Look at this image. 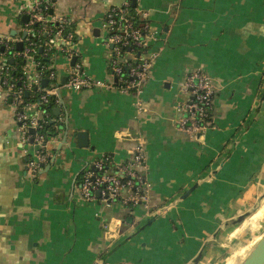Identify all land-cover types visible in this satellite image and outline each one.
I'll return each instance as SVG.
<instances>
[{
  "label": "crops",
  "instance_id": "obj_1",
  "mask_svg": "<svg viewBox=\"0 0 264 264\" xmlns=\"http://www.w3.org/2000/svg\"><path fill=\"white\" fill-rule=\"evenodd\" d=\"M125 1L148 10L155 31L143 92L63 86L52 156L35 179L0 84V264H238L248 247L253 230L241 224L264 206V0H50L52 14L71 20L77 61L95 78L113 81L102 19ZM34 3L0 0V37L22 39ZM54 58L64 82L69 62ZM197 70L212 78L215 100L195 138L178 128L177 106ZM140 141L150 206L84 201V166L103 153L123 163Z\"/></svg>",
  "mask_w": 264,
  "mask_h": 264
},
{
  "label": "built area",
  "instance_id": "obj_2",
  "mask_svg": "<svg viewBox=\"0 0 264 264\" xmlns=\"http://www.w3.org/2000/svg\"><path fill=\"white\" fill-rule=\"evenodd\" d=\"M47 10L51 12L50 0H35L33 8L28 11L31 18L28 26L35 21H41L45 25L44 30L54 34L51 39L41 41L40 44L45 50V55L53 51L54 56L62 54L69 62L65 82L60 81L54 62L44 66L35 60L34 55L39 44L25 38L23 42L27 43L24 50L20 51L16 50L18 40L9 35L0 37V84L5 88L15 111L22 142L26 146L24 151L27 157V174L31 179L37 178L51 159V136L46 135L43 129L50 121L58 128L61 118L52 116L44 106L51 102L61 104L60 90L63 86L75 90L117 87L122 91L141 94L155 57L149 55L150 39L155 34L150 12L125 1L110 7L102 19L103 43L109 51V70L113 81L95 78L87 74L77 60L72 63L77 52L73 47L75 33L72 28L69 30L71 20L65 15L47 14ZM49 23L56 25L53 27ZM29 28L30 33L32 27ZM11 51L13 57L23 56L27 62L32 60L35 67V74L30 78L26 63L20 77L23 80L20 86L11 76L15 67L7 61ZM47 69V78H43L44 70ZM45 79L48 80L47 85L43 84ZM34 87L38 91V98L27 100L25 93L32 91ZM181 90L188 99L177 106L180 112L177 126L196 138L211 125L215 85L208 74L197 70L186 76ZM31 128L35 129V132H31ZM145 160L141 141L136 144L133 156L123 163H116L110 153L99 155L82 170L79 183L82 199L86 202L99 201L106 205L118 202L128 208L139 205L148 208L151 201V183L141 173Z\"/></svg>",
  "mask_w": 264,
  "mask_h": 264
},
{
  "label": "trees",
  "instance_id": "obj_3",
  "mask_svg": "<svg viewBox=\"0 0 264 264\" xmlns=\"http://www.w3.org/2000/svg\"><path fill=\"white\" fill-rule=\"evenodd\" d=\"M47 14L51 13L50 10L46 11ZM30 16H29V21L27 23L30 22ZM49 25L55 27V23H49ZM44 23L41 21H35L31 26L34 30H32L29 34H27L26 39L28 38L29 40H33L34 42H36L37 44H39L37 46V52L34 55V58L36 61H40L41 64H43L44 66H48L50 65L52 62H54L55 60V56H54V52L51 51L49 53V55H45V50L41 48V41H45V40H49L52 38V36L54 34H49L46 30H44ZM73 29L72 25L69 26V30ZM27 42H24L23 44V48L20 49V51H23L25 48ZM16 50H19L17 48L16 45ZM7 61L9 62V64H11L12 66H14L15 68L11 71V76L12 78L15 80L17 85H22L23 80L20 79V77L23 75V69L24 66L27 63V59L23 56H15L13 57V52L11 51L8 54L7 57ZM41 69V68H39ZM49 70H44V74L45 76H43V78H47V74H48ZM264 94V92H263ZM39 94L38 91L36 90V88L34 87L32 91H28L25 93V98L27 100H36L38 98ZM56 107V104L54 102H51L48 105L44 106V109H46L52 116L55 115L54 113V108ZM212 120V118H211ZM59 131V125L58 128L55 126L54 122H48L44 129L43 132H45L46 135L48 136H53L55 135L57 132ZM81 180V179H80Z\"/></svg>",
  "mask_w": 264,
  "mask_h": 264
},
{
  "label": "rangeland",
  "instance_id": "obj_4",
  "mask_svg": "<svg viewBox=\"0 0 264 264\" xmlns=\"http://www.w3.org/2000/svg\"><path fill=\"white\" fill-rule=\"evenodd\" d=\"M257 202L261 203V205H264V196L260 198ZM257 206H254V208H256ZM261 210H264V206L263 209ZM258 214L254 218H252V216L250 215V216H246V219L244 218L245 220L243 219L244 221L241 224L242 230L245 231L253 230V231L249 232L248 234V238H250V241L248 247H246L241 253V259L237 262L238 264H242V262L247 258V256L253 250V248L264 236V217H263L264 215L263 216L261 215L257 218Z\"/></svg>",
  "mask_w": 264,
  "mask_h": 264
},
{
  "label": "water",
  "instance_id": "obj_5",
  "mask_svg": "<svg viewBox=\"0 0 264 264\" xmlns=\"http://www.w3.org/2000/svg\"><path fill=\"white\" fill-rule=\"evenodd\" d=\"M53 10H51V13ZM23 22L27 23L29 21V15H23ZM28 32L27 30L24 31L22 39L17 41V48L20 50L23 48V40L26 38ZM77 60V57H74L72 60V63H74ZM66 79L63 81L65 82ZM44 85L48 84V80L45 79L43 81ZM55 115H60L61 112V107H57L54 109ZM31 132H35V129L31 128ZM83 136H86L85 134H79V143L83 145H87V137L86 140L84 141ZM83 139V141H82ZM99 195V192H97ZM242 264H264V236L262 239L257 243V245L253 248V250L250 252V254L247 256V258L242 262Z\"/></svg>",
  "mask_w": 264,
  "mask_h": 264
},
{
  "label": "bare ground",
  "instance_id": "obj_6",
  "mask_svg": "<svg viewBox=\"0 0 264 264\" xmlns=\"http://www.w3.org/2000/svg\"><path fill=\"white\" fill-rule=\"evenodd\" d=\"M261 215H262V216L264 215V210H261V211H260V213L258 214L257 218H258L259 216H261ZM263 217H264V216H263ZM257 218H256V219H257Z\"/></svg>",
  "mask_w": 264,
  "mask_h": 264
}]
</instances>
